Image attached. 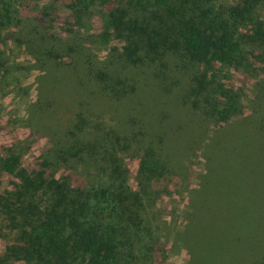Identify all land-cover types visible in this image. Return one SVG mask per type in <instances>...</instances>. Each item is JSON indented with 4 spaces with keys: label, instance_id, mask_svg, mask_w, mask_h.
<instances>
[{
    "label": "trees",
    "instance_id": "1",
    "mask_svg": "<svg viewBox=\"0 0 264 264\" xmlns=\"http://www.w3.org/2000/svg\"><path fill=\"white\" fill-rule=\"evenodd\" d=\"M8 42L39 72L25 123L50 145L27 167L22 142L0 144V264H163L157 202L189 190L178 150L200 148L189 264H264V170L246 150L264 157V0H0V77ZM232 71L258 80L244 92Z\"/></svg>",
    "mask_w": 264,
    "mask_h": 264
},
{
    "label": "rangeland",
    "instance_id": "2",
    "mask_svg": "<svg viewBox=\"0 0 264 264\" xmlns=\"http://www.w3.org/2000/svg\"><path fill=\"white\" fill-rule=\"evenodd\" d=\"M229 1L236 0H218V2L227 3ZM100 20H95L93 29L95 31L100 30ZM5 53L8 57L7 67L8 70L5 74L0 77V126L2 127L0 133V144L1 145H14L18 142H22L23 147V163L27 167L31 166L36 160L42 155L43 151L50 145L49 137L46 133L37 131L30 124L25 123V119L28 116V105L34 104L37 101V84L36 78L38 71L30 69L33 61L23 50H19L14 44L8 42L7 47H4ZM29 66V67H28ZM258 78H249L245 76V73H238L232 71L231 77L226 78L225 82L228 86L243 89L244 92H249L248 87H252L253 83L257 82ZM66 104V101L64 102ZM97 108L96 106H92ZM247 107V106H246ZM63 107L59 108V113L64 110ZM98 109V108H97ZM95 110V109H94ZM65 113V111L63 112ZM62 113V114H63ZM244 115L249 114V109L245 108ZM98 115V114H97ZM93 116L91 112L87 116H90L96 121H100L101 116ZM119 115L111 117L106 116L107 122L117 123ZM216 126L212 125V128ZM212 130V129H211ZM213 134L212 132L209 135ZM239 139L241 144L242 139L245 143H250L252 139L249 136H243ZM258 139V138H257ZM203 145V143H202ZM229 150V149H228ZM247 154L250 157L247 159L252 164H256L258 168L261 165L264 170V157L257 158L252 156L248 149ZM180 151V161L183 164L184 178L181 179L182 186L186 188L189 185V190L180 187L176 188L175 185H171L169 190L165 192L157 202V209L155 210V220L153 223L157 227L162 235H164L163 241L168 245L167 259L163 264H189L190 255L188 249L184 247L181 242L182 231L185 227L186 222V205L190 197V190L196 188L198 185L197 175L203 171L204 157L203 152L200 149L194 150V152H187L182 149ZM234 152H227L228 163L234 164L232 158ZM260 151H257V155ZM126 163L129 168L128 183L133 188L136 187L137 183V170L138 162L136 158L127 157ZM188 175H187V174ZM229 173H227L228 175ZM12 178L11 176H9ZM264 180V177H262ZM8 179L5 183H8ZM256 182V181H255ZM259 186V185H258ZM257 192V191H256ZM243 203V200L241 201ZM222 208V206H221ZM218 209V219H209L205 213L199 219V224L194 234L204 238L207 234H213L211 231L217 229V224L224 220V214ZM217 211V210H216ZM220 214H222L220 216ZM231 225L236 226L240 223L241 219L235 212L231 217ZM4 246L3 242L0 241V249Z\"/></svg>",
    "mask_w": 264,
    "mask_h": 264
}]
</instances>
